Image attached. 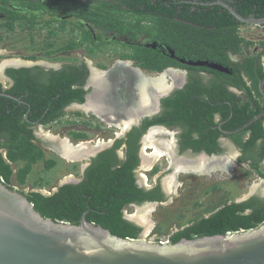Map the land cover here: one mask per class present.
I'll return each instance as SVG.
<instances>
[{"label": "flooded vegetation", "instance_id": "af4514ba", "mask_svg": "<svg viewBox=\"0 0 264 264\" xmlns=\"http://www.w3.org/2000/svg\"><path fill=\"white\" fill-rule=\"evenodd\" d=\"M100 1L9 0L7 7L11 13L0 10L2 33H8L9 36H14L15 33L24 34L22 39L12 37L9 50L0 49V92H5L18 85L22 91L19 96L5 92L11 96L9 98L16 101V105L12 104V107L23 108L26 112L42 110L39 116H33V118H29V114L24 113L28 123L27 127L34 135L33 142L40 147L38 141L41 138L37 129L51 126L61 121L63 117H66L65 119L72 127H95L101 124L113 129L109 137L88 138L86 132L78 129L62 135L61 137H65V140L72 146L78 147L86 143L92 145L90 152L81 151V154L74 155L72 158L63 156L55 148L58 146L57 140L51 139L56 142V146L54 147L53 144V148L50 149L53 154L57 158L77 165H74V173L64 176L50 193L44 195H50L64 184L81 182L93 159L102 153L106 152L108 157L114 156L117 164L113 167L119 166L122 160L131 156L130 149L133 146L137 157V162L132 169L136 185L145 192L158 190L157 192L160 193V196L155 195L154 198L141 202L148 203L150 206L168 203L165 188L168 184L176 183L178 173H187L193 176L192 179L195 181L194 179L200 176L216 178L219 172L233 170V165L231 169L221 165L225 154H230L225 157L230 162L239 161L240 164H245L250 168H253L256 162L258 164L264 162L263 139L259 138L242 148L233 136L234 133L240 131L229 133L236 129H224L225 121L222 120L219 112L214 113L212 124L201 136L197 131L189 132L185 120L177 119V114L169 103V101L179 100L185 103L184 106H190L194 101L206 102L213 98L215 101L211 104H220L222 102L218 88L220 84L225 86L232 97L235 94L237 97L245 98L244 92L234 87V84L226 78L227 76L234 77V64L241 62L239 55L227 50L226 56L229 62L227 65L206 58L191 59L188 56L175 54V51L165 41L151 38L147 34V28H153L154 23L159 20L166 22L171 17L167 13L159 12L158 7H170L174 1L182 0H150L151 6L147 5L145 0H118L120 7L102 6ZM112 1L117 2V0ZM186 1L189 3V0ZM190 2L192 4L205 3L198 0H190ZM86 10L89 12H85ZM111 16L119 22H112ZM2 37L3 35L0 34V42H4ZM14 42L44 43L41 53L34 50V45L31 48L33 51L28 50L26 53L27 47L20 51L15 50ZM56 42L62 44L53 48ZM68 44H72V47L63 48ZM137 48L140 53L136 52ZM141 48L151 49L155 54L164 56L165 65L160 69L144 66L142 63L144 60L139 56ZM60 53L65 55L61 56ZM2 54H6L7 59H1ZM198 60L220 64L226 67L227 71L217 70L207 64L190 63V61ZM262 65H264V59ZM21 69L23 71H20ZM130 71L142 77L141 84H146L147 96L142 99L133 93L132 86L128 87L135 81L133 77L130 81L127 80ZM158 78H161L160 82L156 81ZM50 84L55 85L52 87L54 89L52 99L46 91V87ZM247 84L249 85V82ZM105 85H109L113 92L107 91V95L99 94L101 87ZM34 95L36 96L34 101L41 102L39 104L36 102L38 109L33 108L35 103L31 102ZM134 101L136 103H133ZM49 111L54 113H49ZM124 122L128 125L122 128ZM216 129L220 134L211 140V131L215 132ZM153 130L157 131L150 138V145L144 143L145 136ZM74 132L85 136L75 137ZM248 138L249 133L247 132L242 140L247 141ZM117 142H119L118 145H116ZM151 143H159L163 151L155 153ZM207 146H210L209 150ZM231 148L235 149L237 153L235 156L232 155V151L229 152ZM110 151L113 155L107 153ZM0 153L5 154V148H0ZM44 158L51 159L46 158L45 153ZM160 158L166 159V167L156 176L155 183L148 186L143 180L145 175L141 172L138 174V172L139 170L155 171L154 165ZM241 158H244V161H240ZM149 159L152 165L144 167ZM76 162H80V165ZM162 175L170 178L167 184L164 182L165 178L161 180ZM16 186L19 185L13 173L8 187L16 189ZM30 191L36 190L31 189ZM251 199L255 205L263 204L264 191H256L252 187L239 202ZM230 202L232 201L228 203ZM134 204L139 203L128 205ZM220 207L204 217H208ZM123 217L140 227L137 220L125 218L124 212ZM188 225L190 224L175 229L173 233ZM139 236L140 232L137 237Z\"/></svg>", "mask_w": 264, "mask_h": 264}, {"label": "trees", "instance_id": "16d2710c", "mask_svg": "<svg viewBox=\"0 0 264 264\" xmlns=\"http://www.w3.org/2000/svg\"><path fill=\"white\" fill-rule=\"evenodd\" d=\"M8 1L0 0V10L10 14L7 7ZM145 1L147 5H150V0ZM198 1L205 3L192 4L190 0L189 3L182 0L174 1L170 7H158L159 12L171 16L170 20L166 22L159 20L154 23L153 28H147V34L151 38L165 41L175 51V54L188 56L191 59L206 58L227 65L229 63L226 56L227 50L241 57V62L234 64V77L227 76L226 78L234 84V87L244 92L245 98L237 97L235 94L232 97L225 86L220 84L218 87L220 90L218 92L222 96L220 104H211L215 101L213 98L206 102L194 101L190 106H184L185 103L179 100L169 101L177 114V119L185 120L189 132L197 131L201 136L212 124L215 112H219L222 120L225 121L223 128L233 130L264 110V96L258 88L259 81L264 78V65L261 61V56L264 55V40L258 43L261 48L259 52L245 53V48L255 44L239 33L240 26L245 23L237 20L223 6L208 4L214 0ZM223 1L228 2L243 16L264 17V0ZM99 3L102 6L120 7L118 0L116 3L112 0H101ZM63 6L66 7V5ZM82 11L80 8V12ZM110 20L119 22L112 16ZM69 47H72V44L63 48ZM141 50L139 56L143 58L144 66L160 69L165 65L164 56L155 54L151 49L141 48ZM136 52L140 53L139 48ZM52 85L46 87L47 95L51 99L54 97L52 87L55 86ZM5 92L19 96L22 91L18 85H15ZM34 98L36 99L35 95L31 100L35 103L33 108L38 109L36 102L38 104L41 102H35ZM223 100H227L230 105ZM12 104L16 105V101L0 95V148H5V154L0 153V179L9 186L14 173L16 183L21 186L25 183L26 175L31 171L33 164L43 160L45 168L49 169L54 165V160L44 158V152L32 140L34 135L27 127L28 123L24 117V113H28L29 118L37 117L42 110L26 112L23 108H13ZM247 132L249 138L243 141L242 137ZM73 134L78 138L85 136L76 132ZM218 134L220 132L217 129L215 132L211 131V140H214ZM233 136L242 148L259 138L263 139L262 154H264V114L240 132L234 133ZM209 147L207 146V150ZM130 151H132L131 156L122 160L117 167H113L117 164L114 156L108 157L106 152L102 153L93 159L86 169L84 178L77 184H64L50 195H44L38 191H30L25 195L33 204L34 209L44 217L78 224L82 213L87 211L85 219L88 222L101 225L110 233L122 238H137L141 228L124 219V207L131 203H141L143 200L152 199L155 195L160 196V193L157 192L158 190L145 192L136 185L132 172L137 162L135 147L133 146ZM240 161H244V158ZM20 162L22 164L17 166ZM257 165L256 162L254 167ZM20 192L23 193V191ZM247 208L250 209L245 211ZM263 222L264 203L255 205L252 199L244 202L232 201L224 204L208 217H201L173 233L169 241L176 243L181 238L192 239L204 235L246 230L257 227Z\"/></svg>", "mask_w": 264, "mask_h": 264}, {"label": "water", "instance_id": "95a60500", "mask_svg": "<svg viewBox=\"0 0 264 264\" xmlns=\"http://www.w3.org/2000/svg\"><path fill=\"white\" fill-rule=\"evenodd\" d=\"M208 4L223 6L242 23L264 26V17L243 16L223 0ZM190 63L227 71L207 61ZM263 83L264 78L258 88L264 96ZM0 95L11 97L5 92ZM263 114L229 133L241 131ZM86 213L78 224L44 217L24 193L0 180V264H264V222L246 230L181 238L176 243L150 242L141 236H116L88 222Z\"/></svg>", "mask_w": 264, "mask_h": 264}, {"label": "rangeland", "instance_id": "374dc122", "mask_svg": "<svg viewBox=\"0 0 264 264\" xmlns=\"http://www.w3.org/2000/svg\"><path fill=\"white\" fill-rule=\"evenodd\" d=\"M239 33L246 39L255 42L251 47L245 48L244 52L255 53L260 51L259 41L264 40V26L263 25H251L244 24L240 26ZM2 41L0 42V49L9 50L10 42L13 38L22 39L24 34L15 33L14 36H9L8 33H2ZM13 37V38H12ZM15 50L20 51L24 47L28 53L31 50L32 45H34V50L40 52L43 49L44 42H14ZM30 43V44H27ZM27 44V45H26ZM62 43L56 42L53 46H59ZM42 48V49H41ZM46 47H44L45 49ZM111 50V49H110ZM41 53V52H40ZM59 54V53H58ZM64 56V53H60ZM69 55V54H68ZM6 54L1 56V59H7ZM235 59L237 57H234ZM264 55L261 56L263 61ZM69 116V115H68ZM70 117V116H69ZM64 118V119H63ZM61 121L51 125L43 126L37 129L39 137L41 138L38 143L40 148L45 153L46 158H51L55 161L54 166L47 169L45 168L43 161H38L32 165L31 171L26 175L25 183L21 186H16L18 191H30L31 189L40 191L43 194H48L52 191L53 187L57 182L64 176L74 173L75 170L72 162L57 158L55 154L50 150L53 148V142L51 139L53 137H61L62 135H67L72 132L71 130H82L86 132L88 138L95 137H109L112 134V128H106L105 126H82L81 128L72 127L66 117H63ZM53 136V137H51ZM232 149V148H231ZM229 150V152L237 154L235 149ZM230 156V154H225L223 158ZM222 158V159H223ZM166 159L160 158L154 165L156 170L152 171H140L145 176L143 177L144 182L148 186H152L155 183L156 176L162 172L166 167ZM80 165V162H76ZM22 163H17L20 166ZM233 164V170L219 172L220 174L211 177H198L193 181L192 177L187 173H178L176 183L168 184L165 188L166 198L168 203L157 204L151 207H146L148 203H139L134 205H126L123 209L125 217L136 220L134 215L136 214L138 208L147 209V219L149 221L148 233H145L146 225L144 223L138 222L140 224V236L145 241L150 242H160L165 239L169 240V237L175 231L191 222L208 215L214 209L228 203L229 201H236L242 199L250 189L253 187L256 191H264V162L258 164L256 167H248L245 164H240L239 161H231ZM16 166V167H17ZM15 168V167H14ZM246 168V169H245ZM165 178V175L161 176V180ZM214 179V180H213ZM165 185V184H164ZM23 191V192H24ZM146 205V206H145Z\"/></svg>", "mask_w": 264, "mask_h": 264}, {"label": "bare ground", "instance_id": "6f19581e", "mask_svg": "<svg viewBox=\"0 0 264 264\" xmlns=\"http://www.w3.org/2000/svg\"><path fill=\"white\" fill-rule=\"evenodd\" d=\"M121 67V66H120ZM119 67V68H120ZM122 69H123V67H122ZM121 71V70H120ZM122 72V71H121ZM131 77H133L134 78V84H129V88H131V86H132V90H134L133 91V93L134 94H137V95H139L140 97H141V99H142V97H144V96H147V89H146V84H141V81L143 80V79H141L142 77H139L135 72H128V76H127V80H129L130 81V79H131ZM154 78V77H153ZM162 78V77H161ZM161 78H158V79H156V81H158V82H160V80H161ZM95 79V78H94ZM163 79V78H162ZM165 79V78H164ZM153 80V79H152ZM114 81V80H113ZM151 81V80H150ZM147 82V81H146ZM145 82V83H146ZM149 82V81H148ZM155 82V81H154ZM109 83V82H108ZM106 84V83H105ZM137 88V89H136ZM107 91L108 92H113L112 91V89L110 88V86L109 85H105V86H102L101 87V89H100V91H99V94H101V93H104V95H107ZM139 93V94H138ZM126 95V94H125ZM93 96V95H92ZM133 98V97H132ZM135 98V97H134ZM142 101V100H141ZM140 102V101H139ZM148 102V101H147ZM133 103H136L135 101L133 102ZM140 103H142V102H140ZM130 108V107H129ZM139 108V107H138ZM134 109H135V107H134ZM136 110V109H135ZM128 124H126L125 122L123 123V125H122V128L124 127H126ZM155 131H157V130H153V132L151 131V132H149L146 136H145V142L144 143H147V144H149L150 145V138L151 137H153L152 135L154 134V132ZM53 141H55V140H57V144H58V146H56V144L54 145V147L55 148H57V150H59V152L63 155V156H65V157H68V158H72V156H74V155H78V154H81V151H84V152H90L89 150H91L92 149V145H90L89 143H86V144H83V145H80V146H78V147H75V146H72L71 144H70V142H67L66 140H65V138H59V137H53V139H52ZM159 144V143H158ZM157 143L156 144H152L151 143V145L154 147V151H155V153L156 152H161V151H163V149L162 148H160V146L158 145ZM84 154V153H83ZM145 155V154H144ZM152 155V154H151ZM147 156H148V154H147ZM74 158V157H73ZM149 165H152L151 164V161H150V159L146 162V165H144V167H148ZM221 165L222 166H224V168H230L231 169V167H232V165L233 164H231V162L227 159V158H225V159H223L222 160V162H221ZM170 181V178H165L164 179V182H165V184H167L168 182ZM146 206V205H145ZM147 208L148 207H151L150 205H147L146 206ZM146 207H144V208H138V210H137V212H136V214L134 215V218L138 221V222H141V223H144L145 225H146V228H145V233L147 232L148 233V230H149V221H148V219H147V208ZM147 209V210H146Z\"/></svg>", "mask_w": 264, "mask_h": 264}, {"label": "built area", "instance_id": "2783aa9c", "mask_svg": "<svg viewBox=\"0 0 264 264\" xmlns=\"http://www.w3.org/2000/svg\"><path fill=\"white\" fill-rule=\"evenodd\" d=\"M2 181V179H0ZM233 232V231H232ZM164 241H168V239H165ZM164 241H160V242H164Z\"/></svg>", "mask_w": 264, "mask_h": 264}]
</instances>
